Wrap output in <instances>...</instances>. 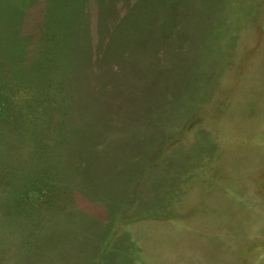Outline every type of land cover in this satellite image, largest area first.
<instances>
[{
	"label": "rangeland",
	"instance_id": "374dc122",
	"mask_svg": "<svg viewBox=\"0 0 264 264\" xmlns=\"http://www.w3.org/2000/svg\"><path fill=\"white\" fill-rule=\"evenodd\" d=\"M95 1L79 20L92 48ZM140 1H102L118 19L105 44ZM171 1L178 41L141 55L133 41L114 45L104 74L116 87L91 92L87 160L68 165L60 192L43 187L37 152L58 102V88L40 94L34 65L46 4H27L19 71L0 73V202L22 219L7 226L0 210V264H264V0Z\"/></svg>",
	"mask_w": 264,
	"mask_h": 264
},
{
	"label": "trees",
	"instance_id": "16d2710c",
	"mask_svg": "<svg viewBox=\"0 0 264 264\" xmlns=\"http://www.w3.org/2000/svg\"><path fill=\"white\" fill-rule=\"evenodd\" d=\"M29 1L33 2L35 0H0V73L11 74L15 70L19 71L17 64L21 61V56L24 54L23 41H26V37H19V31L22 23L21 19ZM102 1H95L101 25H98L99 32L97 37L99 38L93 44L94 48H92L91 36L89 34L85 35L83 28L79 27V20L83 22L84 12L82 11V5L84 0H45V19L41 29V40L43 43L34 65L37 64V68L41 71L40 76L36 78L43 84L42 89L39 90L40 94L43 90L46 92L45 88L47 87L58 88L56 96V101L58 98V102L55 103V109H53V121L48 123H53L54 125L52 124L49 134L41 139L42 144L39 145L38 142L37 152L41 170L40 180L43 187L52 183L54 189H51V191L54 192L63 190V186L58 185L57 181H64L62 176L67 175L65 172L68 170L69 164L87 160V149L85 147L90 146L91 138L93 137L85 122L84 114L89 109L87 107H89L92 96L90 94L95 86L102 87L101 90L105 89L106 96L110 97L113 95L116 85L112 81L113 79H108L104 73L107 72L106 68L108 65L110 67L112 60L116 58L114 45H118V42H120L122 50L125 51L127 49L124 47L123 41H133L135 53L141 55L143 51H150L149 53L155 54L153 47H158V49L161 46L166 47L168 38H176L177 41L180 39L175 30L179 28L174 26L173 23L178 20L177 17L180 19L181 10H178V13H175L169 19L168 13H165V11L172 10V7L168 6L164 0H142L140 1L142 7L139 10L138 8H133L132 12L128 11L132 15L125 14L124 18H120L121 27L118 26L120 35H116V32H108V35L110 34L109 42L105 44L107 38L106 28L108 30L112 22L118 19L114 9H109L108 4H104ZM171 2L172 6L174 4L176 8H180L182 5H188L190 0H175ZM198 4L196 3V6ZM158 8L160 12H154ZM67 9H70L71 19L66 15ZM142 21L144 23H141ZM168 21L172 23L170 30H168L166 25V23H169ZM163 23H165L164 26ZM140 24L143 25L140 26ZM102 27L105 35H103ZM110 42L111 47L109 48ZM149 46L152 47V50L144 48ZM93 57L94 59H92ZM145 57L151 59L148 55ZM152 59L150 62L153 61ZM92 67H94V72L91 70ZM101 75H104V78ZM51 80L55 81L52 82ZM124 87L121 85V89H124ZM128 92L132 93L131 90ZM99 95L101 97L100 93ZM42 96L48 99L45 93ZM2 112L0 108V115L3 116L5 113ZM72 115L75 118H70ZM4 121L6 122L7 120L5 118L0 119V123ZM7 130L9 132L11 128ZM37 131L35 130L34 134H38L39 131L38 133ZM8 132L7 137L10 135L11 139L12 132ZM68 132L70 138H66ZM95 138L96 147L101 149L102 139ZM3 139L4 128L0 125L1 144L4 143ZM9 143L11 146V140ZM9 156L4 155L0 150L1 159ZM11 158L13 161V156ZM11 173L12 176L15 175L13 171ZM71 174L77 177L80 175V171L73 170ZM66 179H68L67 176ZM22 204V200H14L15 209L16 207H22ZM11 206V203L0 202V210L6 213L7 226L14 223L20 225L19 221L22 219L18 215L13 214L14 211ZM16 212H21V210L18 211L16 209ZM13 215H15V219L11 222Z\"/></svg>",
	"mask_w": 264,
	"mask_h": 264
}]
</instances>
